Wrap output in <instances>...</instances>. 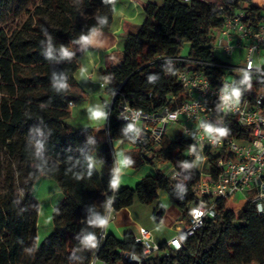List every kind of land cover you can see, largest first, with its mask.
<instances>
[{"label":"trees","instance_id":"1","mask_svg":"<svg viewBox=\"0 0 264 264\" xmlns=\"http://www.w3.org/2000/svg\"><path fill=\"white\" fill-rule=\"evenodd\" d=\"M117 1L42 0L20 25L0 30V264H92L94 258L105 264H136L126 260L128 254L142 256L141 264H264V214L252 202L233 211L226 200L216 198L214 217L206 218L194 235L179 232L180 249L165 242L158 252L144 255L133 232L122 238L106 233L100 242V222L110 206L116 212L134 201L151 204L162 191L186 219L190 206L198 202L193 190L198 176L182 163L189 141L178 135L166 138L159 150L150 146L127 151L129 167L150 165L156 174L135 187H115L108 136L133 138L131 125L120 119L118 98L112 100L115 88L121 85L132 106L144 111L176 108L185 100L180 71H203L213 84L225 76L226 70L216 65L224 60L214 45L216 29L227 16L244 10L256 25L264 14V6L252 0L146 3L147 18L127 36L120 64L102 69L111 98L103 102L107 127L76 129L67 118L70 102L83 99L72 91L78 85L74 74L79 58L89 49L94 31L110 29ZM185 43L190 45L188 56L211 64L198 67L165 59L181 56ZM235 78L243 92L264 86V74ZM57 81L66 87L58 89ZM225 121L233 127L229 117ZM168 159L179 169V177L157 168L158 161ZM43 177L55 180L64 198L53 210V231L38 245L35 186Z\"/></svg>","mask_w":264,"mask_h":264},{"label":"built area","instance_id":"2","mask_svg":"<svg viewBox=\"0 0 264 264\" xmlns=\"http://www.w3.org/2000/svg\"><path fill=\"white\" fill-rule=\"evenodd\" d=\"M179 1L191 3L193 0ZM215 38L214 46L219 55L231 58L236 50H243V64L240 66L225 61L217 63V66L226 70L225 76L217 84H213L203 71L193 68L180 71L178 80L183 86L185 100L176 108L165 106L157 111H144L133 107L121 90V85L115 88L112 96V100L118 98L120 119L131 125L133 138L130 142L135 148L143 151L150 146L154 150L161 149L169 125L181 122L182 132L178 136L189 141L183 150L185 159L182 163L198 176L193 188L198 202L190 206L188 217L181 221L180 232L184 229L189 236L203 227L206 218L216 215V198L226 200L228 208L236 196L240 195V209L252 202L256 210L264 214V210H261L264 209V86L257 91L248 88L243 92L236 87V78L230 77L237 70L241 74H264V64L256 61L264 48V14L253 25L244 10L231 13L224 25L216 29ZM165 59L198 67L211 64L201 58L183 55ZM101 85L106 87L107 82ZM236 90L239 91L238 96L234 95ZM71 105L73 102H70ZM228 117L233 127L226 124ZM209 127L225 129L226 135L209 134ZM108 142L115 161L117 188L120 171L114 140L108 136ZM152 152L148 153L149 156ZM171 164L172 170L168 175L179 177L180 171L173 160ZM114 213L110 206L101 224L100 242L106 236L107 225ZM135 240L143 245L144 255L156 253L160 249V245L153 240L152 231L147 227H139ZM167 245L180 249L183 242L179 233ZM125 258L136 264H141L143 260L137 254H128Z\"/></svg>","mask_w":264,"mask_h":264},{"label":"crops","instance_id":"3","mask_svg":"<svg viewBox=\"0 0 264 264\" xmlns=\"http://www.w3.org/2000/svg\"><path fill=\"white\" fill-rule=\"evenodd\" d=\"M155 1L151 0H118L113 13V21L110 29L108 30H96L90 36V47L83 52L79 58V68L74 74V77L77 81V86L72 88V91L78 95H82L83 99L78 103H73L70 106V116L67 118V122L74 128H105L108 124V110L104 106V101H110L105 98V95L108 94L105 90V87H102V82L104 78L102 75V69L110 65H119L122 61L124 54V43L127 36L130 33H135L138 31L140 26L145 22L147 15L144 11V5L146 3ZM253 3L263 7L264 0H260L259 3H256L252 0ZM158 4V3H157ZM243 55L244 51L236 50L233 54ZM221 55V54H220ZM219 55V56H220ZM232 56V57H233ZM223 56L225 62L233 63V60ZM101 112L103 115L100 118L94 116L95 112ZM120 143V141L127 140H114ZM130 142V141H127ZM131 143V142H130ZM120 156L122 160L125 161V154L127 151L134 149V145L120 144L119 148ZM115 151V150H114ZM116 154V153H115ZM117 159V155H116ZM118 167H119V161ZM127 165V164H126ZM150 165H145L139 169H135V172L131 175L128 174L127 177H124L125 183H119L120 177L118 179V185L120 186H129L135 187L136 184L146 177L147 175H155L156 170H146L144 172H139L140 169ZM128 167V166H127ZM152 167V166H151ZM132 168V167H129ZM127 171V170H126ZM129 172V171H128ZM42 183V184H40ZM46 183V185H45ZM37 184L41 185V191L45 190L47 210L51 213V223L47 226V231L49 232L44 239L53 231L54 226L52 223V213L55 206L64 198V193L59 187L58 183L51 178H41ZM36 184V185H37ZM37 191L35 186V196L40 204V212L37 224V244H41L39 229L41 227V214H42V203L37 197ZM168 196L166 193L159 191L158 198L151 204H147L154 212V218L156 209H163V214L159 222L162 226L163 224L168 226L170 229L174 228L175 233L168 239L163 242H158L153 236V240L161 245L165 242H168L172 237L177 235L180 232L182 227V211L176 206V204L170 200L161 201V198ZM169 197V196H168ZM139 201H134L130 207L122 208L119 211L114 213L113 218L108 223L106 232L112 233L118 238H122L126 233L133 232L136 234L139 230V227L144 226L140 222V215L133 212V207ZM230 206V205H229ZM242 205H237L236 207H228L234 211H238ZM157 217V216H156ZM156 220V219H155ZM157 222V221H156ZM158 223V222H157ZM145 227V226H144ZM151 230V229H150ZM152 231V230H151ZM153 235V233H152ZM96 264H105L102 261H97ZM120 264V263H118Z\"/></svg>","mask_w":264,"mask_h":264},{"label":"rangeland","instance_id":"4","mask_svg":"<svg viewBox=\"0 0 264 264\" xmlns=\"http://www.w3.org/2000/svg\"><path fill=\"white\" fill-rule=\"evenodd\" d=\"M42 0H0V30L2 28H6L7 30H11L15 28L16 26L20 25L24 19L27 17V11L32 10L35 5L41 3ZM157 2L159 5L163 4V0H151ZM211 2H216L218 0H210ZM256 3H259L260 0H254ZM219 2V1H218ZM189 50H190V45L188 43H185L184 46L182 47L181 50V55L183 56H188L189 55ZM217 51V50H216ZM220 58L223 59V55H220ZM231 59V58H229ZM234 65H239L241 66V63L243 61V55H235L232 57ZM256 61L264 64V48L261 50V53L259 56L256 57ZM243 64V63H242ZM241 72L239 70L236 71L235 75H240ZM231 79H234L235 76L234 74H230ZM105 98L107 100L110 99V96L108 94L105 95ZM111 102V99H110ZM182 132V124L181 122L171 124L169 125L167 132H166V137L170 140L174 139L177 135H181ZM120 144H126L130 145L132 143L127 142V141H120L118 143L117 141H114V150L117 155V159L119 161V177H120V182L119 183H125L124 177H127L128 174L131 175L132 173L135 172L134 168H129L126 163L122 160V157L120 156V150L118 149ZM128 166V167H127ZM157 168L162 170L165 174H170L172 170V164L171 160H161L158 161L157 163ZM156 170L155 167L147 166L139 170V172H144L146 170ZM127 170V171H126ZM129 171V172H128ZM42 184V183H40ZM36 185V190L37 191V197L40 199L42 203V214H41V227L39 229V236L40 240L42 241L44 237L49 233L47 231L48 225L51 223V213L49 210H47V203H46V191L42 190L41 191V185ZM46 185V183H45ZM170 200L168 196L165 195L163 199L161 198V201L164 200ZM242 200V196L237 195L236 198L231 202L230 207H236L238 204H240V201ZM151 207H149L147 204H142V203H136V205L133 207V212L135 215L139 214L140 215V222L142 225L147 227L148 229L152 230L153 236L156 241L158 242H163L164 240L170 238L174 233L175 230L174 228L170 229L166 225L158 226L160 225L159 223L156 222L154 218V212L150 210ZM97 259L94 258L92 264H96ZM120 264H123L121 262Z\"/></svg>","mask_w":264,"mask_h":264},{"label":"clouds","instance_id":"5","mask_svg":"<svg viewBox=\"0 0 264 264\" xmlns=\"http://www.w3.org/2000/svg\"><path fill=\"white\" fill-rule=\"evenodd\" d=\"M63 51H64V54H65V55H69V53L67 52L66 49L63 50ZM56 87H57L58 89H59V88H65V87H66V84H65L63 81H57V82H56ZM234 95L238 96V95H239V91L236 90V91L234 92ZM102 115H103V114H102L101 112H98V111L94 113V116H95L96 118H100ZM129 130H132V129H131V126H130ZM207 131H208L209 134H217L218 136H225L227 130H225V129H212V128L209 127V128L207 129ZM124 163H132V161H130V160H126V161H124ZM261 210H264V209H261ZM100 223H102V221H101ZM91 239H92V238L89 237V242H91ZM177 247H179V245H177Z\"/></svg>","mask_w":264,"mask_h":264},{"label":"water","instance_id":"6","mask_svg":"<svg viewBox=\"0 0 264 264\" xmlns=\"http://www.w3.org/2000/svg\"><path fill=\"white\" fill-rule=\"evenodd\" d=\"M162 214H163V209L160 208V209H158V211L156 212L155 215H156L158 218H161Z\"/></svg>","mask_w":264,"mask_h":264}]
</instances>
